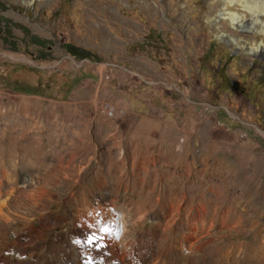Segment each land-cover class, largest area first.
I'll list each match as a JSON object with an SVG mask.
<instances>
[{
  "label": "rangeland",
  "instance_id": "rangeland-1",
  "mask_svg": "<svg viewBox=\"0 0 264 264\" xmlns=\"http://www.w3.org/2000/svg\"><path fill=\"white\" fill-rule=\"evenodd\" d=\"M261 26L264 0H0V264H105L110 236L264 264Z\"/></svg>",
  "mask_w": 264,
  "mask_h": 264
},
{
  "label": "bare ground",
  "instance_id": "bare-ground-1",
  "mask_svg": "<svg viewBox=\"0 0 264 264\" xmlns=\"http://www.w3.org/2000/svg\"><path fill=\"white\" fill-rule=\"evenodd\" d=\"M246 5V4H245ZM248 6V5H247ZM249 8V10L251 9L250 8V6H248ZM229 17H230V19H231V21H232V23L234 24L235 22H241L240 20H236L237 18H236V15H235V12H233V13H229ZM259 19V18H258ZM259 22H263L262 20H260L259 19ZM258 31H264V28H263V26H261V28H259V29H257ZM261 42H263V41H261ZM260 44H262V43H260ZM263 45V44H262ZM257 47H258V45L257 46H253V47H249V52H255V51H257L258 49H257ZM27 117H29V116H27ZM29 119H31V118H29ZM17 124H19V123H17ZM23 125V124H22ZM27 124H24V126H26ZM28 126V125H27ZM26 126V127H27ZM28 128V127H27ZM22 129V128H21ZM26 130V129H25ZM10 153V152H9ZM9 159V158H8ZM32 171V170H31ZM5 173V172H4ZM43 191V190H42ZM3 203V202H2ZM84 211V210H83ZM87 212H88V210H86V211H84L83 213V218L85 219V220H88L89 218H88V214H87ZM90 212H92V211H90ZM89 212V213H90ZM96 214V213H95ZM101 214V213H100ZM1 216V215H0ZM94 216V215H93ZM106 221V220H105ZM73 232H74V230H73ZM119 236V235H118ZM121 236V235H120ZM118 238H120V237H118ZM110 239H112L111 238V236L110 237H108L107 238V244H108V249L110 250V252L112 253V256H106V255H101L100 254V256H101V258H103L104 260H105V264H129L130 262L129 261H125L124 260V257H123V255H118V254H116V252H117V250H116V244H114L113 242H111L110 241ZM116 245V246H115ZM46 246V245H45ZM64 247H66V246H64ZM44 248V247H43ZM153 248H154V246H153ZM148 249V248H147ZM151 249V248H150ZM65 250V249H64ZM156 250V249H155ZM160 250V249H159ZM151 251V250H150ZM167 251V250H166ZM174 251V250H173ZM68 256L69 257H73L74 256V253H76V251H75V249H69L68 251ZM161 252V251H160ZM228 252H226V253H224L223 255H222V257H221V264H227L228 262H231V258L230 257H227V256H229L228 254H227ZM179 255V254H178ZM177 254H169V255H165V252H164V254L162 255V256H160L163 260H166V262H167V264H173V263H176V264H179L180 263V259L181 258H179V256H178ZM262 255V254H261ZM263 256V255H262ZM140 257V256H139ZM253 257V256H252ZM155 257H151V259H150V261H147V262H149L150 264H158V261L156 260V259H154ZM259 258H261V257H259ZM263 258V257H262ZM142 259V258H141ZM236 259V258H235ZM241 259V258H240ZM264 259V258H263ZM147 260V259H146ZM183 260V259H182ZM181 260V261H182ZM232 260H233V257H232ZM236 261H237V259H236ZM50 262V261H49ZM163 262V261H162ZM234 262V261H233ZM38 263V262H37ZM75 263V262H74ZM104 263V262H103ZM220 263V262H219ZM235 263V262H234ZM237 263H238V261H237ZM41 264V263H40ZM73 264V263H72ZM163 264V263H162ZM231 264H233V263H231Z\"/></svg>",
  "mask_w": 264,
  "mask_h": 264
},
{
  "label": "snow or ice",
  "instance_id": "snow-or-ice-1",
  "mask_svg": "<svg viewBox=\"0 0 264 264\" xmlns=\"http://www.w3.org/2000/svg\"><path fill=\"white\" fill-rule=\"evenodd\" d=\"M101 231L105 232V233H108L109 232V229L108 228H103L101 229ZM118 238V237H117ZM100 239L102 240L103 237H100V238H97L95 234L93 235H89L87 238H86V243L89 244V245H96L97 247H100L101 245L99 243H97V240ZM88 264H92V261L89 260L88 261Z\"/></svg>",
  "mask_w": 264,
  "mask_h": 264
},
{
  "label": "trees",
  "instance_id": "trees-1",
  "mask_svg": "<svg viewBox=\"0 0 264 264\" xmlns=\"http://www.w3.org/2000/svg\"><path fill=\"white\" fill-rule=\"evenodd\" d=\"M66 50L71 53L72 55H76V52H72L70 49V45H65Z\"/></svg>",
  "mask_w": 264,
  "mask_h": 264
},
{
  "label": "water",
  "instance_id": "water-1",
  "mask_svg": "<svg viewBox=\"0 0 264 264\" xmlns=\"http://www.w3.org/2000/svg\"><path fill=\"white\" fill-rule=\"evenodd\" d=\"M251 53V55H253V56H255V54L256 53H252V52H250ZM34 65H38V64H35V63H33ZM38 66H42V65H38Z\"/></svg>",
  "mask_w": 264,
  "mask_h": 264
},
{
  "label": "crops",
  "instance_id": "crops-1",
  "mask_svg": "<svg viewBox=\"0 0 264 264\" xmlns=\"http://www.w3.org/2000/svg\"><path fill=\"white\" fill-rule=\"evenodd\" d=\"M220 11H222V9Z\"/></svg>",
  "mask_w": 264,
  "mask_h": 264
}]
</instances>
